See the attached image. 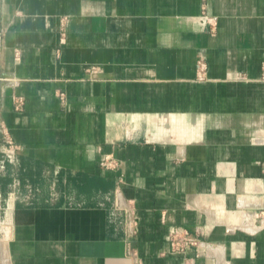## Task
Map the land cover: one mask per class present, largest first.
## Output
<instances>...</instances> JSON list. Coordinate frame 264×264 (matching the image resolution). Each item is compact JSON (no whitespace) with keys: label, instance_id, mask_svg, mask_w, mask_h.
<instances>
[{"label":"crops","instance_id":"obj_1","mask_svg":"<svg viewBox=\"0 0 264 264\" xmlns=\"http://www.w3.org/2000/svg\"><path fill=\"white\" fill-rule=\"evenodd\" d=\"M0 79V264H264V0H0Z\"/></svg>","mask_w":264,"mask_h":264},{"label":"built area","instance_id":"obj_2","mask_svg":"<svg viewBox=\"0 0 264 264\" xmlns=\"http://www.w3.org/2000/svg\"><path fill=\"white\" fill-rule=\"evenodd\" d=\"M6 145H7V150L3 152V155L9 160H12L16 150L15 145L10 140H6ZM101 165H105V163L102 162ZM172 243L174 244L175 248L183 250L186 246L193 244L194 240L188 235L187 231L175 230L173 231L172 234Z\"/></svg>","mask_w":264,"mask_h":264}]
</instances>
